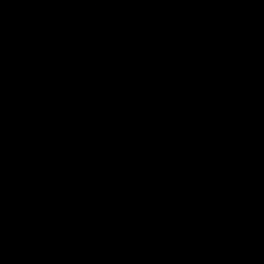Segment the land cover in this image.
Masks as SVG:
<instances>
[{
    "label": "water",
    "instance_id": "95a60500",
    "mask_svg": "<svg viewBox=\"0 0 264 264\" xmlns=\"http://www.w3.org/2000/svg\"><path fill=\"white\" fill-rule=\"evenodd\" d=\"M0 264H264V0H0Z\"/></svg>",
    "mask_w": 264,
    "mask_h": 264
}]
</instances>
